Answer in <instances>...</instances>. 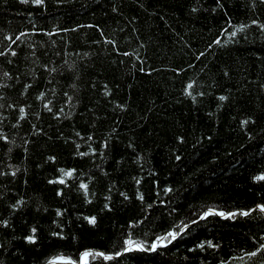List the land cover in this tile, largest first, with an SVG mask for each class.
<instances>
[{
    "label": "trees",
    "instance_id": "16d2710c",
    "mask_svg": "<svg viewBox=\"0 0 264 264\" xmlns=\"http://www.w3.org/2000/svg\"><path fill=\"white\" fill-rule=\"evenodd\" d=\"M222 2L224 10L212 13L210 9L215 6L214 0H199V3L198 0H145L147 11L139 9L136 0H124L122 15L110 11V5L119 3V0H67L62 6H57L53 0H46V8L21 4L19 0H7V3L0 4V47L7 43L4 41L5 34L15 38L33 21L38 27L43 26L47 30H51L53 25L72 28L77 23L86 25L99 22L106 35L118 39L121 51L135 49L144 55L145 49H139L137 45L140 41L145 42L147 64L160 69L151 75L139 71L131 74L129 58L115 53L106 56L103 43H92L93 40L101 39L95 29L80 28L76 32L56 33L53 37L29 31L22 38L36 45L34 51L41 60L52 58L57 64L61 59L83 64L85 61H81L75 55L76 52L95 53L91 57L94 72L102 73L97 77L98 87L107 80L112 87L109 99L127 101L129 107L121 114L119 110L113 111V106L102 100L95 106L99 120L94 129L90 128L93 116L85 108L93 105L96 93L89 87V73H81L78 82L81 104L78 113L74 114V121L62 122L65 135L72 134L74 124L82 133L94 132L97 144L93 147H98L99 138L111 128H116L112 133L113 148L109 149V159L104 163L107 171L112 173L113 168L116 171L110 177L98 178L94 182L93 187L99 198H93L92 204H84L79 194L74 191L69 193L67 189L63 200L56 198L53 191L55 185L46 182L54 174L53 165L49 163L40 169L35 167L41 160V153L47 155L54 152L58 155L57 166H74L85 172L91 170L92 163L87 158L71 155L70 144L64 145L61 141L52 146V142H46L41 137L30 145L28 159H24L22 149L15 146H12L9 159L5 154L9 145L0 141V161L19 165L22 170L19 178L11 183V176L0 177V191L10 189L6 200L24 196L29 201L28 206L16 212L12 218L15 233L10 229L7 232L0 230V243L7 241L6 246L10 249L7 253L0 249V258L5 260V264H44L49 257L57 254L75 257L84 247L109 251L126 230L130 219L142 220L134 229V236L150 241L155 238V234L162 235L173 224L186 222L189 214L200 210L202 206L224 211L241 208H251L253 211L247 217L237 214L235 219L209 216L206 220L198 221L196 226L190 225L166 248L154 253L124 254L122 258H117L119 264H219L222 259L228 260L229 264H258L260 259H264V255H258L250 260L241 251L252 250L264 235V216L255 209L257 203L264 202V181L251 179L264 170V90L258 87L259 83H264V35L256 26L249 25L238 33L234 42L224 47L214 46L200 60L195 59V55L204 51L217 35L224 40L230 39L219 31L222 26L228 27L226 20L231 19L234 24H248L250 17L264 21V7L258 6L253 13L246 7L247 0ZM193 4H197L200 10L190 14ZM153 10L158 15L153 14ZM133 15L138 17L135 22L138 33H132V25L127 23V19ZM160 16H164L167 24ZM120 28H124V31L121 32ZM137 35L140 41L136 39ZM126 36L129 39H125ZM69 39L71 44L65 48L62 41ZM51 40L57 42L55 48L51 46ZM41 42L47 43L41 47ZM17 44L18 58H12L13 64L6 63L5 58L0 57V68L12 74L27 70L24 57L31 51L24 43L17 41ZM57 50L68 55L56 57L53 53ZM45 51L47 56L44 55ZM113 59L116 63H110ZM120 60H125V64H120ZM177 66L184 68L179 75L169 70ZM225 68L229 70V77L223 75ZM189 80L195 82V103L191 97L181 94ZM70 83L71 78L59 89L55 97L57 106L62 103L63 91L71 94L68 87ZM3 91L9 97L17 98L14 89ZM199 92L205 95H196ZM221 94L229 99L219 101L218 96ZM246 116H252L255 122L242 128L239 121ZM45 120L52 123L51 133H55L56 123L47 114ZM5 131L11 135L15 129L8 126ZM249 132L251 139L247 135ZM177 135L184 137L182 143L175 140ZM130 140L142 157L140 164L143 172L139 165L132 162L133 150L127 148ZM16 143H20L19 138ZM81 150L86 151V146L82 144ZM120 155L124 156V160L117 166L112 157L119 159ZM175 155H180L181 159L177 161ZM213 157L216 159L213 160ZM23 168L28 170L26 176L22 174ZM153 171L154 176L151 175ZM133 176L142 178L139 187L148 203L157 199L152 180L157 181L160 189L159 199L167 203L161 205L157 202L154 209L142 211L140 201L134 196L138 186L131 179ZM25 179L28 181L26 185L23 183ZM109 180H116L117 187L128 192L131 199L123 201L114 191L112 211L101 213L99 208L103 204V190ZM165 185L174 191L164 194L162 190ZM37 203L48 206L49 211H37ZM55 207H66L68 212L65 220L71 217L73 221L71 228L65 229L68 234L65 241L47 239L50 220L54 218L52 209ZM173 207L177 211L169 215L168 210ZM5 208V201H0V209ZM76 212L96 213L97 225L93 227L77 220ZM3 215L7 216L8 212L4 210ZM25 221L40 225L44 239L39 247L27 245L22 239H12L13 235L20 237L25 234ZM72 234L79 237L77 242L71 240ZM208 239L220 247L213 250L205 246L204 251H188L199 241ZM20 253H23L22 258ZM229 257L236 259L229 260ZM92 264L116 262L100 260Z\"/></svg>",
    "mask_w": 264,
    "mask_h": 264
},
{
    "label": "snow or ice",
    "instance_id": "6c2138e0",
    "mask_svg": "<svg viewBox=\"0 0 264 264\" xmlns=\"http://www.w3.org/2000/svg\"><path fill=\"white\" fill-rule=\"evenodd\" d=\"M21 4H31L33 6H38L41 8H46V0H19ZM7 3V0H0V4ZM57 6H62L67 3V0H53ZM199 3V0H198ZM124 0H119V3H112L110 5V11L114 14L122 15ZM136 5L139 9L147 11L145 0H136ZM214 5L211 7L210 11L216 13L218 10H224L225 5L222 0H214ZM258 6L264 7V0H247L246 7L255 13ZM200 8L197 4H193L190 7V14L197 13ZM153 14L158 15V13L153 10ZM227 16V13H224ZM31 15V13H29ZM127 19V18H126ZM138 17L133 15L130 19H127V23L131 24V32L138 33V29L135 26V22ZM160 19L167 24L164 16H160ZM226 25L228 27L222 26L219 31L227 35L230 39L224 40L220 35H217L214 39L208 43L204 51H200L195 55L196 60H200L201 57L213 49L214 46L224 47L230 42H234L238 36L239 32H243L248 28L249 25L256 26L257 30L264 35V21L259 18L250 17L248 24H234L231 19L226 20ZM87 28L95 29L101 39L93 40L94 44L105 45L103 49L104 54L110 55L112 53L117 54L118 56H123L129 58L128 63L130 64V73L134 75L135 71L151 75L154 71H160V69L152 68L147 64V54H146V44L143 41H140V37L137 35L136 39L140 41L137 45L139 49H145V54L141 55L135 49H130L128 51H121L120 42L118 39L110 37L105 34L103 26L97 23H89L86 25H81L79 23L75 24L72 28L66 27H57L52 26L51 30H47L43 26H37V23L33 21L30 27L25 28L18 35L13 38L12 35L5 34L4 41L6 45L0 47V57L5 58L6 63L13 64L14 59L18 58L17 48L19 45L17 41L24 43L28 49L31 51L24 57L26 71L20 70L15 74H12L7 69L0 68V141H3L5 145H9L6 150V155L11 159L12 146L22 149L24 154V159L29 158L30 145L36 143V141L43 137L46 142H52V146H55L57 142H63L64 145H71V155L73 157H78L81 159L87 158L92 163V169L88 172H85L81 168L74 166H57L58 155L54 152L44 155L41 153V160L39 163L35 164L37 169L42 168L44 165L51 163L54 168V174L51 178L46 179L48 185H55L53 191L56 198L63 200L65 195V189L69 193L76 192L82 197L84 204H92L93 198H99L97 192L94 190L93 184L98 178H108L116 171L113 168L112 173L107 171L104 167V163L109 159V149L113 148L112 133L116 131V128L113 127L109 130L108 133L104 134L98 140V147H93L94 144H97V138H95L94 132L82 133L80 130H77L73 124L72 134L65 135L62 130V122L74 121V114L78 113V106L81 104V98L79 95V80L81 79L82 72H88L90 76L89 87L96 93L95 102L91 107H86L85 111L91 113L93 119L91 120L89 127L95 128L97 120L99 117L96 115L95 106L100 104L103 100L107 104L113 106V111L119 110L123 114L129 107L127 101L118 102L114 99H109L112 94V87L107 80L102 81L101 86L98 87L97 77L101 76L102 73L94 72V63L91 60V57L95 53H90L89 51L76 52L75 55L79 57L81 61H85L83 64H78L77 61L73 60L71 63L67 59H61L60 63H56L52 58L48 60H41L39 56L36 55L34 51L36 45L29 41H23L22 38L29 32L33 33H42L45 36L53 37L56 33H69L76 32L77 29ZM120 31L123 32L124 28H120ZM179 36V33H177ZM129 39V37H125ZM181 39H183L181 37ZM47 42H41V47H44ZM53 48L56 47V41H50ZM65 48L70 46L71 41L63 40ZM16 45V47H13ZM110 46V47H109ZM63 55H68L67 52L57 50L53 53L56 57H61ZM44 55L47 56L48 53L45 51ZM110 63H116V60L113 59ZM120 64H125V60H120ZM190 66V65H189ZM103 67V66H101ZM92 70V71H89ZM170 71L179 75L184 71L183 67L177 66L175 68H170ZM203 71V69H201ZM223 75L229 77V70L227 68L223 69ZM71 78L72 83L68 85L71 89V94L69 91L62 92V103L57 106L55 103V97L58 94L59 89L63 86V83ZM194 81L189 80L182 88L181 94L185 97H191L193 102H196V96L193 95L194 91ZM254 83V82H252ZM118 88L119 86L116 85ZM259 89L264 90V83L258 84ZM3 89H14L17 93V98H12L7 95ZM196 95L203 96L205 93L199 92ZM31 97V99H30ZM229 97L226 95H219V101H226ZM220 107V105H218ZM45 114L50 118L51 121H54L57 125L55 133H51L52 123H49L45 120ZM212 115V113H209ZM252 116H246L244 119L239 121L240 126L243 128L245 125L254 123ZM116 122H114L115 124ZM27 125V127H25ZM8 126L11 129H15L11 135L5 131V128ZM22 133V135H21ZM249 139H251V133H247ZM17 138H19L20 143L17 144ZM175 140L178 142H183L184 137L182 135H177ZM82 144L86 146V151L81 150ZM243 147V145H241ZM127 148L133 150V160L134 164L140 166V171L143 172V166L140 164L142 157L139 153L136 152V146L133 141H129ZM175 154V152H174ZM115 165H120L121 161L124 160V156L120 155L119 159L112 157ZM175 159L179 161L181 159L180 155H175ZM216 157H213L215 160ZM99 161V162H97ZM0 164H3V167H0V177L11 176L12 181H15L19 178L21 174V167L19 165L7 164L4 161H0ZM27 168H23V175H27ZM151 175H155L153 171ZM134 184L138 187L135 189V199L140 201L142 206V211H147L148 209H154V205L159 202L161 205H165L167 202L163 199H159L160 189L157 187V181L152 180V184L155 188L157 199L152 200L151 203H148L145 198V193L140 190L141 186V177L133 176L131 177ZM253 181H264V170L258 172L256 175L251 177ZM23 183L26 185L28 181L25 179ZM7 191L10 189H5V191H0V201H5L6 208L0 209V230L7 232L9 229L12 233H15V225L12 222L14 214L18 211H22L29 204V201L25 199L24 196H18L13 200H6ZM118 192V195L122 197L123 201H129L131 199L130 195L126 191H122L117 187L116 180H109L103 192V204L99 208V212H111L113 208L112 193ZM163 193L168 194L174 191L168 185H165L163 188ZM191 208V206H189ZM75 208V206H73ZM255 209L264 216V202L257 203ZM8 212L7 216L3 215V211ZM37 211L48 212L49 207L43 206L39 203L36 204ZM54 212V218L50 220V229L47 232L48 240H57L65 241L68 239V234H66L65 229L71 228L73 223L71 217L67 216L68 209L66 207H55L52 209ZM177 209L175 207L168 210L169 215L175 213ZM253 209L249 208L244 210L243 208L238 209L237 211H224L217 210L215 207L202 206L200 210L191 212L186 222H181L180 225L173 224L168 230L164 231L163 234H155V238L152 240H142L134 236V229L142 223L141 219H130L127 222V227L124 232H122L117 241L112 245L111 250H98L94 248L84 247L78 251V254L73 257L72 255L57 254L55 256L49 257L44 264H54L55 261H61L63 264H92L93 261H115L116 264H119L117 258H122L124 254L141 252V253H154L160 248H166L168 244H171L172 241L176 240L181 233H185L186 229H189V226H196L198 221L206 220L209 216H218L222 219H235L237 214L240 216L247 217ZM77 220L82 222H87L88 225L95 227L97 225V214L90 213L85 214L83 212H76ZM25 234L17 237L12 236V239H22L27 245L39 247L44 235L41 231L40 225L37 223H27L25 221ZM255 237H253L254 239ZM71 240L77 242L79 237L75 234L71 235ZM7 241L5 243H0V249L4 252H9L10 249L7 247ZM207 248L216 250L220 247L218 243H214L211 239L201 240L196 243L193 248H189L188 251H193L194 249H200L201 251ZM244 257L255 259L258 255H264V235L261 236L260 242L253 246L252 250H241ZM14 255L16 253H13ZM22 258L23 253L19 254ZM235 257H229V260H234ZM0 264H5V260L0 258ZM219 264H229L228 260H220ZM258 264H264V259H260Z\"/></svg>",
    "mask_w": 264,
    "mask_h": 264
},
{
    "label": "water",
    "instance_id": "95a60500",
    "mask_svg": "<svg viewBox=\"0 0 264 264\" xmlns=\"http://www.w3.org/2000/svg\"><path fill=\"white\" fill-rule=\"evenodd\" d=\"M54 264H63L61 261H55Z\"/></svg>",
    "mask_w": 264,
    "mask_h": 264
}]
</instances>
